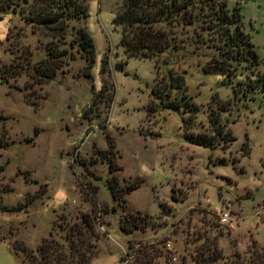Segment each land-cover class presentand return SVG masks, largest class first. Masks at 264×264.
Returning <instances> with one entry per match:
<instances>
[{
    "label": "rangeland",
    "instance_id": "rangeland-1",
    "mask_svg": "<svg viewBox=\"0 0 264 264\" xmlns=\"http://www.w3.org/2000/svg\"><path fill=\"white\" fill-rule=\"evenodd\" d=\"M81 1L85 17L68 22L57 43L32 32L17 6L0 11V79H7L0 80V264H25L11 252L13 240L34 249L50 231L61 241V221L83 213L97 234L88 264H125L140 251L156 254L153 264H196L195 254L211 245L219 252L215 264H264V0H226L257 57L256 65L239 62L226 75L202 71L217 52L204 32L194 36L193 25L173 24L176 46L154 58H125L111 22L122 0ZM70 25L91 39L88 76L71 49L74 58L49 80L32 81L49 42L66 48ZM165 79H182L169 93L173 108L151 95ZM209 110L232 135L229 144L210 149L183 138L182 125L207 130ZM106 136L115 198L101 160ZM126 212L145 215L147 226L120 231Z\"/></svg>",
    "mask_w": 264,
    "mask_h": 264
},
{
    "label": "trees",
    "instance_id": "trees-1",
    "mask_svg": "<svg viewBox=\"0 0 264 264\" xmlns=\"http://www.w3.org/2000/svg\"><path fill=\"white\" fill-rule=\"evenodd\" d=\"M238 1L243 0H235ZM237 5V4H236ZM18 7V13L22 20L29 25L32 32L51 37L54 42H61L67 35L68 22L78 21L85 17V5L81 0H0V11L7 8ZM112 24L118 25L120 36L118 45L125 58L137 57L150 59L156 57L165 49L174 48L173 34L170 27L173 24L180 26H194V36L199 38L201 33H205L207 43L213 47L217 55L209 58L201 69L203 72L228 74L233 69L232 66L242 62L245 67L256 65L257 57L252 49L246 34L240 27L239 16L236 9L231 12L226 9V0H122L114 14ZM196 28V29H195ZM69 39L64 49L57 51L54 42H49L46 46L45 57L39 60L32 67L30 77L32 81L41 83L49 80L55 70L67 60L74 58L75 54L84 62L83 75L88 76V69L92 64L93 47L91 39L80 25L69 26ZM234 63V64H233ZM233 64V65H232ZM117 69L121 64L115 65ZM105 69V61L101 60L100 73ZM19 73L18 69H11L9 75ZM6 83L7 79H0ZM182 79H165L159 90L151 89V95L161 103L166 101L172 108L169 100V93L172 88L181 89ZM105 84L102 82L99 92L105 91ZM251 88V87H250ZM164 99V100H163ZM188 102H185L187 105ZM176 105V104H175ZM191 109L194 107L188 104ZM221 103L218 108L221 109ZM184 130L183 138L194 145L214 148L229 144L233 140L232 135L225 129L218 120L216 111L209 110L207 115V130L204 132H189L186 125H182ZM106 147L101 152V160L107 164V171L110 175L105 179V186L112 198L115 194L111 189V182H114L112 171L116 170L112 152V144L106 136ZM136 183L127 185L125 190H132ZM116 200L122 199L120 197ZM30 202L25 199L24 204ZM23 206L25 207V205ZM148 224L145 215L139 213L126 212L118 220V229L124 233L132 230H142ZM58 228L62 232L61 241H56L48 231L47 236L40 239L34 249L27 248L22 241L13 240L9 244L11 252L20 254L25 264H88L96 253L97 234L93 230L90 216L79 214L75 220L70 222L61 221ZM127 249L130 247L129 241L126 243ZM198 254V255H197ZM262 254L264 257V253ZM128 255V253L124 254ZM261 255V256H262ZM156 254L145 251L137 252L131 261L125 264H153ZM219 258V252L215 245L200 250L194 256L196 264H215ZM122 261L123 258L120 257Z\"/></svg>",
    "mask_w": 264,
    "mask_h": 264
},
{
    "label": "built area",
    "instance_id": "built-area-1",
    "mask_svg": "<svg viewBox=\"0 0 264 264\" xmlns=\"http://www.w3.org/2000/svg\"><path fill=\"white\" fill-rule=\"evenodd\" d=\"M219 220H220L221 223L226 222L227 221V213H222L220 215V219Z\"/></svg>",
    "mask_w": 264,
    "mask_h": 264
}]
</instances>
